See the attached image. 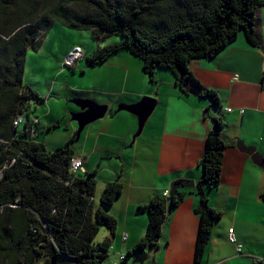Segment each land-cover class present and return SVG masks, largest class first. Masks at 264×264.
I'll list each match as a JSON object with an SVG mask.
<instances>
[{
    "label": "trees",
    "instance_id": "trees-1",
    "mask_svg": "<svg viewBox=\"0 0 264 264\" xmlns=\"http://www.w3.org/2000/svg\"><path fill=\"white\" fill-rule=\"evenodd\" d=\"M263 7L264 0H0V264H103L112 239L97 242V237L102 228L113 234L117 227L109 211L123 193L122 183L109 182L97 206V173H71L76 157L71 143L50 152L38 141L35 109L45 100L25 83V64L28 51L54 23L91 32L96 49L86 58L88 67L128 51L153 83L159 71H170L180 91L190 93L193 82L200 96L221 110L218 95L194 78L191 64L214 59L240 33L251 46H261L256 16ZM224 126L222 117L214 118L200 161L196 264L223 215L210 206L207 190L222 180ZM190 193L182 186L142 208L148 213L147 233L128 256L158 247L167 213Z\"/></svg>",
    "mask_w": 264,
    "mask_h": 264
},
{
    "label": "crops",
    "instance_id": "crops-1",
    "mask_svg": "<svg viewBox=\"0 0 264 264\" xmlns=\"http://www.w3.org/2000/svg\"><path fill=\"white\" fill-rule=\"evenodd\" d=\"M256 25L261 46H251L240 33L237 40L214 59L195 60L191 64L194 78L206 90L218 95L221 110L214 108L211 99L201 97L193 82L187 86L190 93L184 94L167 71H159L153 83L144 72L141 60L129 52H119L95 67L86 64L87 56L95 50L90 55L85 53L81 59L85 62L82 76L91 73L93 85L88 87L83 80L82 84L71 88L72 97L78 98L79 108L77 102L93 101L108 107V113L98 120H103L99 122V131L90 132L96 121L86 126L80 136L77 132L75 142L82 147H72L76 158L86 159L85 171L97 173L100 186L99 199L95 197L97 206L109 182L119 181L124 187L109 211L117 221L115 232L111 234L104 229L97 237V242L112 239L108 262L103 264H113L118 257H127L133 251L148 229V213L142 208L156 196L171 191L172 184L180 180L194 183V188L189 189L192 193L178 208L167 213L158 247L144 250L148 254L145 264H196L200 221L195 210L201 202L197 195L202 181L200 161L208 134L214 127V118L219 117L225 123L221 134L228 148L221 183L218 188L207 190V196L210 206L223 215L215 222L199 264H259L257 259L264 257V169L237 147V142L243 141L264 156V7L257 13ZM69 53L64 54L63 60ZM92 95L106 100L101 101L96 96L90 100ZM146 97L156 100V108L141 135L134 140L138 118L133 114L119 115L121 112H117L119 107L116 106L135 105ZM57 99L58 103L50 95L41 107L47 119L45 125L36 107L34 117L39 121L40 132L58 128L60 123L56 120L59 119L55 118L86 111L67 105L63 115L57 114L54 107L61 106L65 98L58 96ZM109 117L115 119L113 128L109 127L112 125L107 121ZM104 125L108 128H103ZM85 132L83 144L80 140ZM231 229L237 244L229 241ZM126 234L128 238L124 240ZM238 245L242 247L240 252ZM139 253L128 256L127 264H132Z\"/></svg>",
    "mask_w": 264,
    "mask_h": 264
},
{
    "label": "rangeland",
    "instance_id": "rangeland-1",
    "mask_svg": "<svg viewBox=\"0 0 264 264\" xmlns=\"http://www.w3.org/2000/svg\"><path fill=\"white\" fill-rule=\"evenodd\" d=\"M112 41L114 42L115 39H112ZM76 47L82 48L83 56L85 55V53L90 55L95 50V42L93 40L91 32L77 31L66 25L54 23L49 29L46 36L43 38L42 42L38 45V47L29 50L27 54L25 64V83H27L28 85H32L34 87V90H32L34 92H37L41 99L45 100L46 98H48V96L52 95V99L56 103H58V96L60 98H65L63 101L61 100V106H58L56 104L57 106L54 107V112H57V114L63 115V113L66 111L67 105L71 106V108H76L78 110L80 109L76 105V101L78 100V98L72 97L73 93L71 92V88H73L75 85L82 84L83 80L86 81V85L88 87L93 85L92 79L94 77H91V73H88L86 75L87 77L82 76V71H84L83 69H85V62L84 60H81L82 58L77 62L76 65L72 67L65 66V60H63L64 54L67 52L75 51ZM86 71L90 72L89 70ZM167 72L170 74V76L174 77V75L170 71ZM59 91L61 92L60 94ZM94 96L92 95L91 97H89L90 100ZM96 97L100 98L99 96ZM66 98H69V100ZM146 98L152 99V97ZM100 99L101 101L104 99L106 100L105 97ZM43 104H45V101L39 103L37 106V115L42 116V118H44V112L41 111V107L44 106ZM119 106L120 105H117L116 107L118 108ZM73 114L75 115L77 114V112H74ZM73 114L70 113L66 118H63V116H61L60 118H55L59 119L56 120L60 123L58 128H54L52 131H48L47 128L45 129V131H43L45 132V134H43V132L41 131L42 134L39 136L38 141H42L48 151L53 152L56 149L65 146L70 141H73V144H71L72 146H78L79 142H75V137L76 133L79 130V123L76 120H72L74 117ZM119 115L132 116L129 112L125 111L119 113ZM101 121H98L92 125L93 129L90 131L92 134L100 130L99 127L101 126V123L99 122ZM107 121L112 122V125L109 127L113 128L115 125V119L112 120L109 117ZM42 122L43 125H45L47 123V119L44 118ZM23 128L24 127L21 124L20 130H23ZM103 128L107 129L108 126L104 125ZM86 134L87 132L82 135L80 140V142L83 144L85 142L84 136H86ZM81 147L82 146H78V148ZM82 173H85V171ZM99 188L100 186L98 185L96 195L98 199ZM104 229L106 228H102L101 231H104ZM102 233L103 232H101V234ZM120 257H118V259L115 260L113 264L116 262L120 263ZM107 262L108 260H106V262L104 263Z\"/></svg>",
    "mask_w": 264,
    "mask_h": 264
},
{
    "label": "water",
    "instance_id": "water-1",
    "mask_svg": "<svg viewBox=\"0 0 264 264\" xmlns=\"http://www.w3.org/2000/svg\"><path fill=\"white\" fill-rule=\"evenodd\" d=\"M77 104L82 110H86L84 112L74 115L73 117V120H76L79 123L78 136L81 135L82 131L86 126L100 119H103L108 113V107L100 106L92 101H80L77 102ZM155 108L156 100L151 98H144L140 103L135 105L119 106L117 112H129L130 114H133L138 118V131L137 134L134 136V140L141 135L145 124L153 114ZM237 147L240 149V151L250 155L255 165L264 169V156L261 155L255 147H248L243 141H238ZM182 186L187 189H193L194 183L184 180H180L173 183L171 186V197L174 195V192ZM155 234L156 232H154L153 236H155ZM147 260L148 254L145 251H142L138 254L132 264H145ZM51 264L56 263L53 261Z\"/></svg>",
    "mask_w": 264,
    "mask_h": 264
},
{
    "label": "built area",
    "instance_id": "built-area-1",
    "mask_svg": "<svg viewBox=\"0 0 264 264\" xmlns=\"http://www.w3.org/2000/svg\"><path fill=\"white\" fill-rule=\"evenodd\" d=\"M83 57V52H82V48L77 47L75 51L70 52V54L67 56L66 60H65V65L66 66H74L81 58ZM238 79V77H236V80ZM227 112L231 113L232 109H227ZM22 121V118L18 119L15 122V125L17 126L20 122ZM36 122H38L36 120ZM85 163H86V159L83 158H74L71 162V166H70V170L72 174H79L85 171ZM164 196L169 198L170 197V191H166L164 193ZM128 236L127 234L124 236V240H127ZM229 241L233 244H237V238L235 236L234 230L231 229L229 232ZM242 249V247L240 245H238V251L240 252ZM126 257L125 256H121L120 257V263L116 262L114 264H121L123 263ZM257 262L259 264H264V257H260L257 259Z\"/></svg>",
    "mask_w": 264,
    "mask_h": 264
},
{
    "label": "clouds",
    "instance_id": "clouds-1",
    "mask_svg": "<svg viewBox=\"0 0 264 264\" xmlns=\"http://www.w3.org/2000/svg\"><path fill=\"white\" fill-rule=\"evenodd\" d=\"M76 48H77V47H76ZM80 48H81V47H80ZM69 54H70V53H69ZM69 54H68V55H69ZM68 55H67V56H68ZM83 57H84V56H83ZM83 57H82V58H83ZM65 60H66V59H65ZM76 64H77V63H76ZM76 64H75V65H76ZM65 66H66V65H65ZM66 67H67V66H66ZM68 67H69V66H68ZM70 67H72V66H70ZM85 172H86V171H85ZM170 195H171V191H170ZM125 257H126V256H125Z\"/></svg>",
    "mask_w": 264,
    "mask_h": 264
},
{
    "label": "bare ground",
    "instance_id": "bare-ground-1",
    "mask_svg": "<svg viewBox=\"0 0 264 264\" xmlns=\"http://www.w3.org/2000/svg\"><path fill=\"white\" fill-rule=\"evenodd\" d=\"M67 58V57H66Z\"/></svg>",
    "mask_w": 264,
    "mask_h": 264
}]
</instances>
